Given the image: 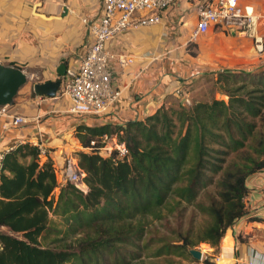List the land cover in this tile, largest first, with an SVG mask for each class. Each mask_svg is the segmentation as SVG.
<instances>
[{
    "label": "trees",
    "instance_id": "16d2710c",
    "mask_svg": "<svg viewBox=\"0 0 264 264\" xmlns=\"http://www.w3.org/2000/svg\"><path fill=\"white\" fill-rule=\"evenodd\" d=\"M215 73L234 82L228 100L179 102L144 119L79 126L85 148L76 153L87 192L63 179L48 151L25 143L6 152L0 227L8 232L0 231V264H161L153 259L194 260L189 250L199 243L219 246L250 214L247 181L264 169V75L238 85L231 71ZM104 134L128 153L102 151ZM213 183L216 194L200 201ZM189 207L204 218L196 236L194 225L155 236L156 220Z\"/></svg>",
    "mask_w": 264,
    "mask_h": 264
},
{
    "label": "crops",
    "instance_id": "0c3cea01",
    "mask_svg": "<svg viewBox=\"0 0 264 264\" xmlns=\"http://www.w3.org/2000/svg\"><path fill=\"white\" fill-rule=\"evenodd\" d=\"M204 1L172 0L160 22L135 25L111 37L107 50L113 56L106 66L111 87L120 94L103 114L83 116L69 111L67 96L34 94L33 85L61 79L62 86L76 74L92 42L90 25L102 15L103 0H0V62L21 68L28 77L14 103L0 106V153L35 141L62 168L67 154L85 148L77 137L79 126L144 119L177 99L191 103L195 87L209 74L263 68L264 50L258 52L237 30L214 24L193 38ZM239 1L248 12H264V0ZM121 58L132 60L123 64ZM61 64L66 66L64 75L58 71ZM16 115L24 121L13 124ZM247 184L250 214L226 231L219 246L197 247L202 256L190 264H264V169Z\"/></svg>",
    "mask_w": 264,
    "mask_h": 264
},
{
    "label": "built area",
    "instance_id": "2783aa9c",
    "mask_svg": "<svg viewBox=\"0 0 264 264\" xmlns=\"http://www.w3.org/2000/svg\"><path fill=\"white\" fill-rule=\"evenodd\" d=\"M172 0H103V12L98 21L90 25L92 42L85 55L82 56L78 70L58 93L69 98V111L83 116L101 115L120 94V90L111 87V73L107 69V61L113 56L107 50V42L111 37L135 25H147L161 21L162 12ZM214 24H222L253 41L258 52L264 50V12H248L239 0H205L198 9V22L193 38L208 31ZM131 58H121L124 64ZM180 94V90H177ZM21 115L13 116L11 122L19 124L24 121ZM104 140L109 135L102 136ZM42 154L48 150L44 145L33 142ZM101 150L111 153L117 150L119 157L128 153L124 142L117 139L113 143L106 142ZM4 154L0 153V173ZM64 180L71 181L78 189L87 192L86 172L79 165L76 153H69L64 158L61 168ZM248 264H253L249 262Z\"/></svg>",
    "mask_w": 264,
    "mask_h": 264
},
{
    "label": "rangeland",
    "instance_id": "374dc122",
    "mask_svg": "<svg viewBox=\"0 0 264 264\" xmlns=\"http://www.w3.org/2000/svg\"><path fill=\"white\" fill-rule=\"evenodd\" d=\"M261 69H257V70H251V71H242V70H233V69H227L229 71H231L232 73V77H234L235 80L238 81V85H240L241 83H243L244 80H248V79H256L261 75H264V64H262ZM259 70V71H258ZM245 72H250V74H247ZM260 72H263L262 74ZM224 74V73H222ZM259 74V75H258ZM232 79V80H234ZM233 81L225 82L223 80V78L221 77V74L216 73V74H209L207 75L202 81H200V83L195 87V95L194 97L191 99V103L195 102V101H199V100H210L212 98H218V99H224V100H228L229 99V95L226 92V88L227 86H233ZM179 103V99L175 100L173 102L174 106H178ZM188 103V104H187ZM185 103L186 105H190V102ZM216 194V187L215 184L213 183L212 185H209L207 187V191H203V193L201 194V199L200 201L203 202H208V196L207 194ZM194 210H196L194 207H189L187 209V211L183 214H174V215H170L168 217H166L164 220H159V221H155L154 222V229L157 228V230H155V236H163V233L167 234L170 233L172 234V230H177V231H186V229H188L191 225H194V233L193 235L196 236L197 232L199 231L198 226L200 225V223L203 222V216L198 213L197 211L194 212ZM194 213V215H193ZM55 218V217H54ZM56 220H59L57 218H55ZM61 225H59L60 227ZM0 231L2 232H8V229L6 227L1 228ZM175 234V233H174ZM54 237V233L50 234V236L46 239V242H49L51 238ZM203 243L206 242H201L199 243L196 247H203L206 248L207 246ZM160 242H156V245H159ZM165 258H170L174 263L173 264H190L191 262V258H187L185 256H178V255H169L168 257L166 256H160V257H156L153 260L156 262H159L161 264L165 263Z\"/></svg>",
    "mask_w": 264,
    "mask_h": 264
},
{
    "label": "water",
    "instance_id": "95a60500",
    "mask_svg": "<svg viewBox=\"0 0 264 264\" xmlns=\"http://www.w3.org/2000/svg\"><path fill=\"white\" fill-rule=\"evenodd\" d=\"M65 64H61L58 71L65 74ZM28 82L26 73L19 67L5 65L0 62V106L14 103L19 90ZM61 79L49 80L33 85V93L39 95L55 96L61 87ZM184 102V100H183ZM190 253L196 259H200L202 252L200 249L191 248Z\"/></svg>",
    "mask_w": 264,
    "mask_h": 264
}]
</instances>
